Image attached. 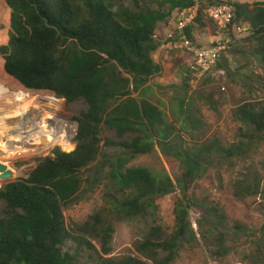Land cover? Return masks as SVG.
<instances>
[{
    "label": "trees",
    "instance_id": "obj_1",
    "mask_svg": "<svg viewBox=\"0 0 264 264\" xmlns=\"http://www.w3.org/2000/svg\"><path fill=\"white\" fill-rule=\"evenodd\" d=\"M117 1L0 0V86L83 106L72 117L77 123L72 151L56 146L27 177L2 183L0 264H78L83 252L95 253L98 264H170L178 256L182 228L190 226L191 185L215 164L244 154L264 134V98L247 99L235 110L251 129L247 140L229 147L217 137L192 142L190 130L201 127L192 102L181 98L177 103L178 113L187 111L186 105L189 109L180 128L146 97L150 79L163 69L153 57L160 24L188 1L162 0L166 9L140 7L139 2L135 9L121 8ZM230 1L249 34L229 48L255 56L264 67V2ZM219 3L204 0L196 25L205 27L206 9ZM196 25L185 29L193 40ZM104 130L112 135L104 137ZM156 146L180 161L183 171L176 182L167 173L130 165ZM91 184L103 186L104 206L84 222L68 225L65 209ZM177 188L183 198L176 204V230L169 232L158 222L157 199ZM193 202L204 211L205 234L218 254L231 252L235 239L228 237L225 210L216 203ZM113 220L144 224L135 243L137 255L105 257L111 251ZM234 227L240 236L244 228ZM70 242L74 252L65 250Z\"/></svg>",
    "mask_w": 264,
    "mask_h": 264
},
{
    "label": "rangeland",
    "instance_id": "obj_2",
    "mask_svg": "<svg viewBox=\"0 0 264 264\" xmlns=\"http://www.w3.org/2000/svg\"><path fill=\"white\" fill-rule=\"evenodd\" d=\"M161 1L118 0L115 6L135 9L139 2L140 7L166 9L167 6L162 7ZM175 19L176 10L160 24V45L153 57L163 69L150 79L146 97L160 106L168 120L180 128L185 124L189 109L186 105L187 111L178 113L180 108L177 103L181 98L192 102V109L201 120V127L190 130L188 134L192 142L217 137L229 147L240 140H247L246 133L251 129L236 115L235 110L244 100L260 101L264 98V67L260 60L229 48L220 57L222 68L216 66L209 73L199 76L198 64L192 54L161 48V41L166 32L174 27ZM204 21L208 29L195 24L194 34L198 43H210L211 30L227 34L214 20L205 16ZM218 41H222V38L214 40ZM3 88L0 86V146L3 148L0 151V183L27 177L56 146L67 152L72 151L77 130L72 117L83 108L81 103L68 106L65 99L48 94L27 95L23 90L7 88L8 91L17 92L13 94ZM42 122L44 126L47 125L48 131L38 132ZM54 130H63L64 133L60 132L57 136ZM111 135V132L103 131L104 137ZM21 137L22 142L15 140ZM254 142L256 144L251 145L244 154L215 164L191 185L190 226L183 228L178 256L170 264H264V134L261 139L256 137ZM130 165L167 173L175 182L183 171L180 161L163 154L158 146L152 153L135 158ZM96 166L92 169L95 170ZM248 185L251 186L249 189ZM103 194V186L86 185L78 198L65 209L68 225L82 223L101 209L104 206ZM182 198L183 194L177 188L157 199L158 222L169 232L176 230V204ZM203 200L219 204L226 212L230 225L228 231L232 233L228 237L235 239L231 242L234 247L228 254L219 255L215 241L206 237L209 223L205 221L203 209L193 202ZM236 223L244 228L240 236L236 235ZM113 224L111 251L105 257L137 255L135 243L141 237L144 224L126 220H113ZM95 244L100 249V245ZM65 250L74 252L75 243H68ZM98 263L95 253L89 255L83 252L78 260V264Z\"/></svg>",
    "mask_w": 264,
    "mask_h": 264
},
{
    "label": "built area",
    "instance_id": "obj_3",
    "mask_svg": "<svg viewBox=\"0 0 264 264\" xmlns=\"http://www.w3.org/2000/svg\"><path fill=\"white\" fill-rule=\"evenodd\" d=\"M188 5L176 9L174 27L161 41L162 49H178L191 53L198 64L199 76L209 73L217 66L221 55L228 50L230 43L249 34V27L238 23L235 6L229 1L220 2L206 9V17L214 20L221 28L229 31L228 38L208 45L200 44L186 34V28L196 24L204 0H187ZM158 37V33L156 35ZM2 183H0V188Z\"/></svg>",
    "mask_w": 264,
    "mask_h": 264
},
{
    "label": "crops",
    "instance_id": "obj_4",
    "mask_svg": "<svg viewBox=\"0 0 264 264\" xmlns=\"http://www.w3.org/2000/svg\"><path fill=\"white\" fill-rule=\"evenodd\" d=\"M239 1H241V2H248V1H243V0H239ZM261 2H264V1H261ZM205 27H206V26H205ZM159 28H160V27H159ZM206 29H208V28L206 27ZM159 30H160V29H158V31H157L158 34L160 33ZM167 32H168V31H167ZM167 32H166V34H167ZM211 32H212V35H210L209 38H208V40L210 41V43H208V44L214 43V40H216V38H217V39H221V38H222V40L228 38V36H227V34H226L225 32H223V33H221V34H219V32H215V31H212V30H211ZM164 34H165V33H164ZM209 41H208V42H209ZM208 44H205V45H208Z\"/></svg>",
    "mask_w": 264,
    "mask_h": 264
},
{
    "label": "bare ground",
    "instance_id": "obj_5",
    "mask_svg": "<svg viewBox=\"0 0 264 264\" xmlns=\"http://www.w3.org/2000/svg\"><path fill=\"white\" fill-rule=\"evenodd\" d=\"M0 116H1V115H0ZM38 127H39L38 132L45 131L46 128H48L47 125H46V126L43 125V122L40 123ZM46 131H48V130H46ZM54 132H56V135H57V136H59V133H60V132H61V133H64L63 130H61V131L54 130ZM0 133H1V132H0ZM63 137H64V136H63ZM5 140H6V139H5ZM15 140H17L19 143L23 141L22 137H21L20 139H15ZM2 149H3V148L0 146V151H2Z\"/></svg>",
    "mask_w": 264,
    "mask_h": 264
},
{
    "label": "water",
    "instance_id": "obj_6",
    "mask_svg": "<svg viewBox=\"0 0 264 264\" xmlns=\"http://www.w3.org/2000/svg\"><path fill=\"white\" fill-rule=\"evenodd\" d=\"M220 2H225V0H219ZM231 2V1H230ZM235 9L237 10V8L235 7ZM77 124V123H76ZM76 133H77V130H76ZM183 230V228H182ZM183 232V231H182Z\"/></svg>",
    "mask_w": 264,
    "mask_h": 264
}]
</instances>
